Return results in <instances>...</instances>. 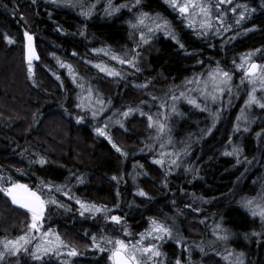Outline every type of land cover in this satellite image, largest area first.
I'll use <instances>...</instances> for the list:
<instances>
[{"label":"trees","instance_id":"1","mask_svg":"<svg viewBox=\"0 0 264 264\" xmlns=\"http://www.w3.org/2000/svg\"><path fill=\"white\" fill-rule=\"evenodd\" d=\"M218 3L212 0L211 15L224 13L225 26H232L222 35L215 34L218 22L212 23L213 31L207 35L198 34L199 25L187 27L168 0H141L138 6L135 0L127 1L124 5L128 7L113 15L105 13L104 4L95 5L90 16L81 13L92 5L80 8L53 0H0L2 186L26 184L41 191L43 199L56 200L48 205L40 230L33 232L28 228L31 214L0 192V241L25 234L36 237L51 229L54 236L58 233L78 250L76 257H69V248L62 247L59 255L56 251L40 253L42 259L34 260L37 243L33 239L27 251L15 254V262L2 259L0 264H110L109 252L94 248L92 236L135 244L150 228L151 218L166 225L175 218L181 234L156 241L163 253L161 264H176L177 260L188 264L191 252L190 261L195 262L210 250H218L219 245H207L216 224L244 242V264H264V235L253 237L262 226L243 206L245 198L257 193L264 169V120L247 131L239 128L249 84H241L244 72L235 69L245 53H254L253 60L264 63V0H230L220 4L219 10ZM141 12L153 17L159 14L161 22L167 20L176 39L163 30L158 32L140 51L133 68L112 57L127 53L132 58L135 43L127 22H135ZM25 33L32 37L30 43L38 55L31 61V73ZM135 36L138 40L139 32ZM218 63L233 75L231 94L225 92L217 104H207V110L205 104H190L186 96L172 114L171 97L186 91L182 86L194 76L203 74L207 79ZM96 65L121 76H109ZM87 92L107 106L97 119L89 109L77 108ZM165 98L169 100L170 132L157 140V129L149 127L148 115L164 122L156 113L165 112L160 108ZM129 108L137 110L124 117ZM78 117L83 119L78 122ZM106 122V135L101 136L95 129L104 128ZM169 137L171 145L161 149ZM234 147L240 150L238 156L225 154ZM161 152L181 153L179 166L170 167L176 157ZM157 159H163L164 165L156 164ZM43 184L53 187L41 189ZM60 186L63 191L56 192ZM140 189L147 196H140ZM77 200L103 206L107 213L82 216L84 209ZM112 215L122 217L123 224L111 222L108 217ZM100 246L109 247L107 243Z\"/></svg>","mask_w":264,"mask_h":264},{"label":"snow or ice","instance_id":"2","mask_svg":"<svg viewBox=\"0 0 264 264\" xmlns=\"http://www.w3.org/2000/svg\"><path fill=\"white\" fill-rule=\"evenodd\" d=\"M171 7L178 11L180 14V17L182 19H185L187 21L186 26L192 29H195L196 25L193 21L189 19L192 12L199 8V12L197 13L198 16H201L204 18L203 23L200 24L201 31L198 33L200 35H207L210 32L213 31V24L211 22V7L205 6L204 4H197L195 0H186L185 3H181L180 0H168ZM228 2L230 3V0H219V3L217 4V9L219 10L220 4ZM141 3V0H135V5L138 6ZM96 6L92 5L89 11L82 12L81 14L84 16H90L92 9H94ZM128 7V5H120L119 7H113L112 6V0H108V6L105 9V13L107 15H113L115 13L120 12L121 8ZM135 7V6H133ZM232 11L235 13L236 9H232ZM224 13H220L219 16L216 17V20L219 21V26L215 27V34L216 35H222L223 33H227L229 29L232 27L230 24L225 26L226 21L224 20ZM241 19L245 18V13H240ZM162 18L157 14L156 16H150L147 12H141L138 16L135 17V22L132 20H129L127 23L130 28V36L133 39L135 43V48L130 50V54L132 55L131 59H128V54L126 53L124 57H116L113 56V59H119L120 64L124 65L127 64L133 68H136V64L138 63V58L140 56V51L143 49L145 45L150 44L151 40L154 38V36L160 32L161 30L164 31V34L167 36H172L173 39H176L175 35L173 34L171 30V25L167 20L161 21ZM240 21L237 20V24ZM139 32V39H136L135 34ZM28 41L30 42L32 40V37L28 35V33H25ZM11 43V40H9ZM183 47V45H181ZM259 51V50H257ZM254 53H248L246 56L241 57V63L236 65V69L239 71H243L244 75L241 77V84H243L245 81L252 84V91L249 93L248 100L245 101L246 107H251L253 104L259 105L261 109H264V102H261V99H258L256 96L257 92V85H259V89L261 91H264V64H257L252 61V56ZM33 59V53L31 50V45H29V70L31 73V61ZM202 63V62H201ZM69 69H71V66H68ZM97 68L101 72H106L107 75L112 77H120L121 73L116 70L109 71L105 67H101L100 65H96ZM139 71V69H136ZM208 79L212 81V87L213 91L209 92L207 89V83L208 81L203 78V74L200 76H194L191 80H187L185 84L182 86L186 89V91L181 92L179 96H172L171 97V113L176 114L177 112V102L186 96H190L193 93H199V97L202 98L205 102V109L207 110V104L209 101L212 103L217 102L218 96L222 97L225 92L231 94V82L233 79V75L230 71L223 70L219 63L217 64V67L213 69L212 71L208 72ZM75 80V78H74ZM201 83H204L205 88L203 90L200 89L199 85ZM196 84V88L190 87V85ZM148 85H143L142 87H147ZM154 101L159 99L158 97L152 98ZM188 102L190 104H193L196 107H200L201 105L198 103L197 99H189ZM222 103V99L220 101ZM99 109L97 110L96 107L92 108V118L97 119L107 107L103 101L101 100L99 102ZM85 105L82 103L77 104V108H83ZM169 107V100L168 98H165V100L160 104V108L165 109L164 113L157 112L156 116L163 118L164 122H161L160 119L153 118L152 115H148L149 120V127L150 128H156L157 129V140L163 139L164 135L170 132V128L167 126V121L169 119V113L167 112V109ZM137 109L129 108L127 111L123 113L124 117H128L131 115L134 111ZM115 115V114H114ZM141 115H145V113L141 112ZM217 117L219 115V111L216 113ZM83 119V117H78L77 120L80 122ZM239 119V118H238ZM111 120V117H109V121ZM117 124H120L121 127H123V124L121 121L117 120ZM108 126V122L105 123L104 128L97 127L95 131L101 135H106V129ZM239 131V128L236 129ZM247 131V129H245ZM172 143L171 138L169 137L167 144H161V149L170 146ZM113 147H116V150L119 152L121 151L120 148H118L115 144H113ZM239 149L233 148L232 152H226V155H239ZM126 155V154H125ZM161 155H172L176 158L171 160L170 167L179 166V160L181 158V153H163L161 152ZM239 163V160L237 161ZM41 164L44 163L43 160L40 161ZM156 164H159L161 166L164 165L165 161L163 159H157L155 160ZM114 180H117V177H113ZM78 182L82 183L83 180L80 178ZM2 178H0V192H3L7 197L11 199V202L13 205H18L19 207L26 209L27 213L31 214V223L28 225L29 230L35 232L39 231L40 227L43 223V220L46 219V210L48 205L56 204L55 199H49L45 200L42 198L41 191L32 190L28 185L26 184H20V183H11L9 187H3L2 186ZM53 186L48 184H43L40 186L41 189L47 188L49 190L52 189ZM56 192L63 191V186L56 187ZM264 191V189H262ZM65 195H68V193H64ZM140 196H147V193L143 191V189L139 190ZM77 204L81 206L84 211L81 212V215H85V213L89 214H98L101 212L107 213V210L103 206H96L94 204H88L86 202L77 200ZM255 205V206H254ZM243 206L247 208L253 216L259 215L261 220L264 221V205L256 203V198H245L243 201ZM60 207H63V205H60ZM108 219L116 224H123L122 217L118 215H112L109 216ZM214 232L225 233L224 235H218L217 239L227 241L228 235H227V229L222 227V224H216L213 229ZM125 232L127 233V229H125ZM52 230L49 229L47 233L41 232L40 237H29L27 234L21 235L16 238V240H4L0 241V243L3 244V251H0V260H2L6 253L11 254H18L21 249L27 251V245L33 240V239H40L41 237L45 236H51ZM56 241L47 240L45 241V246L41 247L40 244L36 245V250L32 253V256L34 260H41L42 255L40 253H50L53 251H56V254L59 255V251L57 249V244H59L60 247L69 248V251L67 252V255L69 257H76L78 255V250L75 247H71L67 245L63 240L59 238V234L56 233ZM87 235V233H85ZM172 236V230L169 226H167L165 223L160 222L156 220V218H151L150 220V228L146 229L145 232H142L140 234V239L136 241L135 244H129L123 239H113L111 237L106 236H100L99 238L94 234L92 236V246L94 248H98L101 252L108 251L109 256L108 259L110 261V264H149V262H153L155 264V261L158 257L163 255L159 251V244L158 243H147V246H145V242L151 238L156 241H162L165 238H171ZM101 243H107L109 247L107 249L102 248L100 246ZM231 255V254H229ZM242 255V254H241ZM176 264H181L180 260L176 261ZM239 264V261L237 262Z\"/></svg>","mask_w":264,"mask_h":264},{"label":"rangeland","instance_id":"3","mask_svg":"<svg viewBox=\"0 0 264 264\" xmlns=\"http://www.w3.org/2000/svg\"><path fill=\"white\" fill-rule=\"evenodd\" d=\"M53 1L61 2V3L68 2L72 5L79 6L80 8H82L84 6L88 7L89 5H102V4H104L105 8L108 6V0H53ZM127 1H132V0H112V6L113 7H119L120 5L126 4ZM180 2L183 4L186 2V0H180ZM195 2L197 4H204L205 6H211L212 5L211 4L212 0H195ZM214 2H216V1H214ZM198 12H199V8H196L192 12L189 19L191 21H193L195 23V25H199V27H200V24L205 22V21H204L203 17L197 15ZM216 17H213L211 15V22L212 23L213 22L219 23V21L216 20ZM158 22H161V21H158ZM29 45H31L32 50L34 52V57L32 60H37L38 59L37 51H36L34 45L30 42L27 43L26 53L28 54ZM247 54L248 53L241 55L239 58V61H237L236 65L240 64L241 63V57L246 56ZM252 61H254L253 56H252ZM261 64H264V63H261ZM236 65H235V69H236ZM237 71L240 72L239 70H237ZM205 80L208 81V83H207L208 91L209 92L213 91L212 81L208 78ZM248 84H249V92L247 94V97L243 101V104H242V107H241V110L239 113V119H238L239 120V128H241L242 130H245V129L248 130L258 120L259 121L261 119L264 120V109H261L259 107V105L253 104L251 107L245 106V101L248 100L249 93L252 91V87H253L252 84H250V83H248ZM190 87L196 88L197 85L193 84V85H190ZM199 87L201 90H203L205 88L204 83H201L199 85ZM256 87H257V92H256L257 98L261 99V102H264V91H261L259 89V85H257ZM90 95L91 94H89V92L84 94L82 104L85 105V107H83V108L89 109L92 112L93 107H96L98 110L100 105H99L98 98L95 96L91 97ZM187 98H188V100L189 99H197L198 103L201 106H203V104H205L204 100L199 97L198 92L193 93L192 95L188 96ZM219 99H220V97L218 96L217 102L219 101ZM217 102L212 103L211 101H209L208 105L212 106L213 104H217ZM257 185H258V191L252 197L256 198V203L264 205V191H262V189H264V169H262V171H261V175L259 176ZM252 197H249V198H252ZM247 211L249 212L250 216L252 218L257 219L262 226V228L259 232H255L253 234V237L260 238L261 236L264 235V221L261 220L259 215L253 216L252 213L248 209H247ZM176 222H177V220L175 218H170L169 221L167 222V226H169L172 230V236L171 237H175V236L181 237L180 230L177 227ZM213 229H214V227L211 230L212 234H210L212 236V238L209 239V241H207V245L209 247H212V248L215 247L216 245H219L218 247H220V248L218 250H216L215 248L213 249V251L210 250V253H207L202 258V260H200V257H199L195 262L190 261V259H191L190 255L192 254V252H191L190 254H188L189 260L187 261V263L188 264H237V262L239 261V264H244L245 263V255H244L243 250H242L243 246H244V242L241 240V238L235 234H232V235L228 234L229 238L227 241L220 240V239H217V236L218 235H224L225 233H223V232L217 233V232H214ZM40 235H41V233H38L36 235V237H40ZM149 239L150 240L147 243H157L156 240H153L151 238H149ZM47 240H52L55 242L56 236H54L52 234L51 236H45V237H41L40 239H35L36 243L40 244L41 247L45 246L44 242ZM147 243H145V246H147ZM57 249H59L60 252L63 251L62 247H60L59 244H57ZM3 250H4L3 244L0 243V251H3ZM197 254H199V251L197 252ZM229 254H231V255H229ZM14 256H15L14 254L6 253L3 259L4 260L6 259V261L12 263L13 260L15 262ZM10 259H12V260L10 261ZM162 262H163V258L161 256L158 257L155 261V263H159V264H161ZM149 264H153V262H149Z\"/></svg>","mask_w":264,"mask_h":264},{"label":"water","instance_id":"4","mask_svg":"<svg viewBox=\"0 0 264 264\" xmlns=\"http://www.w3.org/2000/svg\"><path fill=\"white\" fill-rule=\"evenodd\" d=\"M31 50H32V47H31ZM32 53H33V57H34V52H33V50H32ZM28 56H29V48H28ZM253 62L259 64L257 61H253ZM15 206L18 207V208H20V209H22V210L27 211L26 209H23V208L19 207L18 205H15Z\"/></svg>","mask_w":264,"mask_h":264}]
</instances>
